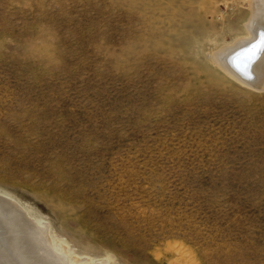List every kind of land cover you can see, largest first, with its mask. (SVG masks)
<instances>
[{"label": "rangeland", "instance_id": "obj_1", "mask_svg": "<svg viewBox=\"0 0 264 264\" xmlns=\"http://www.w3.org/2000/svg\"><path fill=\"white\" fill-rule=\"evenodd\" d=\"M249 15L0 0V194L81 264H264V89L212 57Z\"/></svg>", "mask_w": 264, "mask_h": 264}, {"label": "bare ground", "instance_id": "obj_2", "mask_svg": "<svg viewBox=\"0 0 264 264\" xmlns=\"http://www.w3.org/2000/svg\"><path fill=\"white\" fill-rule=\"evenodd\" d=\"M244 25L246 35L222 47L212 57L226 76L261 90L264 89V46L251 49L252 45H259L260 32L264 30V0H250V15ZM50 232L47 222L32 218L23 206L0 194V264L83 263ZM95 263L104 264L105 260Z\"/></svg>", "mask_w": 264, "mask_h": 264}, {"label": "snow or ice", "instance_id": "obj_3", "mask_svg": "<svg viewBox=\"0 0 264 264\" xmlns=\"http://www.w3.org/2000/svg\"><path fill=\"white\" fill-rule=\"evenodd\" d=\"M260 46H264V30H262L260 32V42H259V45H252V51H254L257 47H260ZM254 58V57H253Z\"/></svg>", "mask_w": 264, "mask_h": 264}]
</instances>
